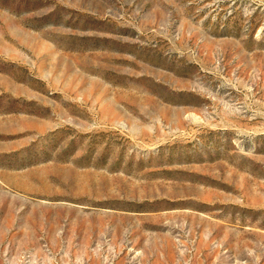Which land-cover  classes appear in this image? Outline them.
<instances>
[{"label":"rangeland","instance_id":"obj_1","mask_svg":"<svg viewBox=\"0 0 264 264\" xmlns=\"http://www.w3.org/2000/svg\"><path fill=\"white\" fill-rule=\"evenodd\" d=\"M0 264H264V0H0Z\"/></svg>","mask_w":264,"mask_h":264}]
</instances>
